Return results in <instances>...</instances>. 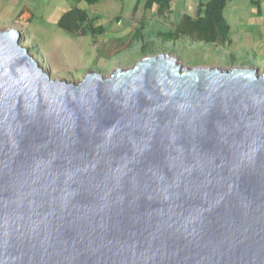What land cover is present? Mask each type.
I'll return each mask as SVG.
<instances>
[{"label": "water", "instance_id": "95a60500", "mask_svg": "<svg viewBox=\"0 0 264 264\" xmlns=\"http://www.w3.org/2000/svg\"><path fill=\"white\" fill-rule=\"evenodd\" d=\"M0 32V264H264V72L142 57L52 80Z\"/></svg>", "mask_w": 264, "mask_h": 264}, {"label": "rangeland", "instance_id": "374dc122", "mask_svg": "<svg viewBox=\"0 0 264 264\" xmlns=\"http://www.w3.org/2000/svg\"><path fill=\"white\" fill-rule=\"evenodd\" d=\"M171 12L163 17L155 9L145 11L135 0H101L88 7H79L91 16L106 33L73 36L57 27L60 17L76 5V0H0V32L15 29L21 35L20 45L28 49L43 72L52 80L78 83L90 72L102 71L108 77L115 69L132 67L140 57L143 41H134V28L145 20L143 37L151 42L149 55L167 54L187 68L209 67L230 69L250 67L264 72V2L232 0L224 16L230 26L227 43L205 45L181 38L164 43L158 31L174 28L181 16H194L196 0H172ZM117 18V19H116Z\"/></svg>", "mask_w": 264, "mask_h": 264}, {"label": "trees", "instance_id": "16d2710c", "mask_svg": "<svg viewBox=\"0 0 264 264\" xmlns=\"http://www.w3.org/2000/svg\"><path fill=\"white\" fill-rule=\"evenodd\" d=\"M101 0H76V5L65 12L57 22V27L65 33L73 36L90 35L93 39L103 36L106 29L103 25L97 24L98 16H91L85 9L79 7L83 2L88 7H94ZM194 16L183 15L174 28L166 32L158 31L157 35L164 43H173L181 38H188L192 42H199L205 45H213L216 42L227 43L230 33V26L224 16L227 3L232 0H196ZM261 0H252L260 2ZM142 2L145 11L155 9L157 16L163 17L171 12L172 0H135V4ZM264 2V0H263ZM117 19V18H116ZM145 20L140 21V26L134 28V41H143L139 49L140 57L151 54V42H145L143 37ZM96 72H101L100 68Z\"/></svg>", "mask_w": 264, "mask_h": 264}, {"label": "clouds", "instance_id": "9594fccd", "mask_svg": "<svg viewBox=\"0 0 264 264\" xmlns=\"http://www.w3.org/2000/svg\"><path fill=\"white\" fill-rule=\"evenodd\" d=\"M146 56H149V55H146ZM145 57V56H144ZM100 74H102L101 72H99Z\"/></svg>", "mask_w": 264, "mask_h": 264}]
</instances>
